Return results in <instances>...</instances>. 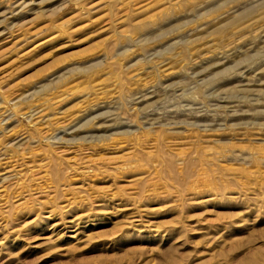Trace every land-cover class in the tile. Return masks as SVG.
Wrapping results in <instances>:
<instances>
[{
	"label": "rangeland",
	"instance_id": "obj_1",
	"mask_svg": "<svg viewBox=\"0 0 264 264\" xmlns=\"http://www.w3.org/2000/svg\"><path fill=\"white\" fill-rule=\"evenodd\" d=\"M0 264H264V0H0Z\"/></svg>",
	"mask_w": 264,
	"mask_h": 264
}]
</instances>
